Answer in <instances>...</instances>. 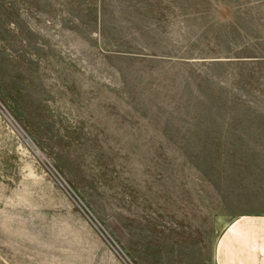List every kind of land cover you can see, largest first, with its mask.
<instances>
[{"label": "rangeland", "instance_id": "obj_1", "mask_svg": "<svg viewBox=\"0 0 264 264\" xmlns=\"http://www.w3.org/2000/svg\"><path fill=\"white\" fill-rule=\"evenodd\" d=\"M264 214V0H0V264H214Z\"/></svg>", "mask_w": 264, "mask_h": 264}, {"label": "crops", "instance_id": "obj_2", "mask_svg": "<svg viewBox=\"0 0 264 264\" xmlns=\"http://www.w3.org/2000/svg\"><path fill=\"white\" fill-rule=\"evenodd\" d=\"M214 264H264V214L236 218L222 231Z\"/></svg>", "mask_w": 264, "mask_h": 264}]
</instances>
